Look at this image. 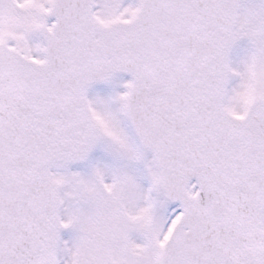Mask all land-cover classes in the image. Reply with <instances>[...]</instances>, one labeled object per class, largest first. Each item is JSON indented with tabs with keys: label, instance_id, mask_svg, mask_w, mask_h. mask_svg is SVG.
Returning <instances> with one entry per match:
<instances>
[{
	"label": "snow or ice",
	"instance_id": "snow-or-ice-1",
	"mask_svg": "<svg viewBox=\"0 0 264 264\" xmlns=\"http://www.w3.org/2000/svg\"><path fill=\"white\" fill-rule=\"evenodd\" d=\"M0 264H264V0H0Z\"/></svg>",
	"mask_w": 264,
	"mask_h": 264
},
{
	"label": "rangeland",
	"instance_id": "rangeland-1",
	"mask_svg": "<svg viewBox=\"0 0 264 264\" xmlns=\"http://www.w3.org/2000/svg\"><path fill=\"white\" fill-rule=\"evenodd\" d=\"M123 80L124 81H127V79H125V78H123ZM65 239H68V234L67 233H65V237H64Z\"/></svg>",
	"mask_w": 264,
	"mask_h": 264
},
{
	"label": "water",
	"instance_id": "water-1",
	"mask_svg": "<svg viewBox=\"0 0 264 264\" xmlns=\"http://www.w3.org/2000/svg\"><path fill=\"white\" fill-rule=\"evenodd\" d=\"M124 76H125V77H127V78H129V79H131V77H130V76H128V75H126V74H125Z\"/></svg>",
	"mask_w": 264,
	"mask_h": 264
}]
</instances>
